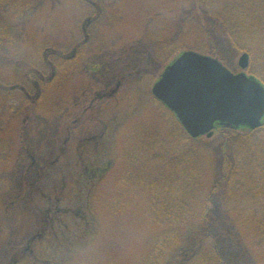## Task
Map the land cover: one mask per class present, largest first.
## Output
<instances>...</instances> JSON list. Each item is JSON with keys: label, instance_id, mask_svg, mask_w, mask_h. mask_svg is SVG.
<instances>
[{"label": "rangeland", "instance_id": "obj_1", "mask_svg": "<svg viewBox=\"0 0 264 264\" xmlns=\"http://www.w3.org/2000/svg\"><path fill=\"white\" fill-rule=\"evenodd\" d=\"M0 20V264H216L209 217L264 264V161L242 146L249 130L230 152L221 129L192 139L151 92L223 24L247 47L237 67L247 53L264 85V0H0ZM244 149L251 169L230 192L223 156ZM234 243L221 241L228 264H244Z\"/></svg>", "mask_w": 264, "mask_h": 264}, {"label": "water", "instance_id": "obj_2", "mask_svg": "<svg viewBox=\"0 0 264 264\" xmlns=\"http://www.w3.org/2000/svg\"><path fill=\"white\" fill-rule=\"evenodd\" d=\"M238 66L249 67L243 54ZM154 96L172 112L194 139H211L220 118L237 127L256 130L264 118V87L244 73L234 74L218 60L184 52L167 67L153 89ZM177 115V116H178Z\"/></svg>", "mask_w": 264, "mask_h": 264}, {"label": "trees", "instance_id": "obj_3", "mask_svg": "<svg viewBox=\"0 0 264 264\" xmlns=\"http://www.w3.org/2000/svg\"><path fill=\"white\" fill-rule=\"evenodd\" d=\"M222 26L223 27H222L221 33L223 37L216 36L213 30H208L207 33L209 34L212 45H210L209 51L206 55L218 60L226 68H228L230 71L235 73L236 70L238 69L235 59L237 58L238 53H240L241 51L242 52L245 51L247 47L245 46L243 42L240 41V38L236 36L239 34L236 31L237 29L233 27H229L228 29L225 24H223ZM238 28L240 30V26H238ZM251 76L254 77L253 75ZM254 79H257V78L254 77ZM180 127H181V130L184 131L181 124H180ZM221 130L223 131L222 132V145H221L222 148H225L229 152L231 150L234 151L233 146L236 143L235 139H237L238 137V135L237 136L235 135L237 131H235L232 128H221ZM184 133L187 135L185 131ZM262 134H264V124L259 129L250 132L248 135L239 137L242 139L241 143L243 147H246L245 148L246 151L248 150V147L250 146L257 147L258 150L255 151L256 156H257L255 162L264 161V140L261 138ZM245 149L243 151L240 150V152H238L239 154L234 153L232 157L230 155L228 157H226L225 155L223 156L224 160L226 158V161H224L223 164L226 167L227 171L222 176L225 180L224 182L225 185L228 187L231 186V189L228 190L230 192H232L233 190H236L239 187H242V188L244 187V184H242L243 180H242L241 175L242 173H246V171L251 169V166L247 161L248 155L244 153ZM218 189L224 190V188L222 187H218L217 190ZM215 195L216 194H211L210 196L211 200H209L210 202H213V198ZM226 198H228V201L231 204L229 205V208H227V216H228V219L232 220L230 216L233 214V212H235V210L233 209V204H235V202H232L231 196L227 197V195H225L223 199H226ZM251 206L254 207L253 205ZM241 207H242V204L239 205V208ZM216 219H222V218L216 217ZM207 220L208 222L204 224L205 230L203 229V231L204 233L206 231V234H205L206 237L209 240H211V244L213 243L212 252L210 254L211 255L213 254V256L216 258V261H217L216 264H228L227 257L229 256L224 252L223 248L221 247V241L225 243H227V241H232L234 243V241L237 240L236 238H237L238 231L236 229L234 230L233 228L232 230H230V228L228 227H226V229H224L223 226L222 228L218 227L216 223L212 222L213 218H211V221H210V217ZM211 223H214V226H210ZM206 227L208 228L206 229ZM233 231H236V233H234ZM235 244H236V247H233L237 254V256L235 257L237 259H239V257L243 258L244 261L242 262L244 264H251L250 262H252V257L249 255L248 250H246L244 246H241L240 241L238 240L237 242L235 241L233 245ZM182 264H208V263L206 262V259L204 257L194 256L193 258H191V260H186Z\"/></svg>", "mask_w": 264, "mask_h": 264}, {"label": "flooded vegetation", "instance_id": "obj_4", "mask_svg": "<svg viewBox=\"0 0 264 264\" xmlns=\"http://www.w3.org/2000/svg\"><path fill=\"white\" fill-rule=\"evenodd\" d=\"M0 24H2V21L0 20ZM3 35H5L2 31H0V40L3 38ZM102 65V64H101ZM120 85H121V80H119V83L117 84V88L116 89H118L119 87H120ZM115 90H113V91H110V92H105L104 94H100V95H98V98L99 99H102V100H104V99H107V97L109 98V97H112V96H114L115 95ZM152 92V91H151ZM152 98H153V100L155 101V102H157V103H159L160 105H162V106H164L161 102H160V100L159 99H157V98H155V96L153 95V92H152ZM110 168H111V166H109L108 167V171L110 170Z\"/></svg>", "mask_w": 264, "mask_h": 264}]
</instances>
